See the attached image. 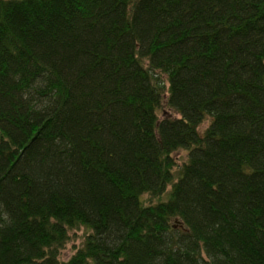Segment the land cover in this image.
<instances>
[{"label":"trees","instance_id":"16d2710c","mask_svg":"<svg viewBox=\"0 0 264 264\" xmlns=\"http://www.w3.org/2000/svg\"><path fill=\"white\" fill-rule=\"evenodd\" d=\"M0 264H264V0H0Z\"/></svg>","mask_w":264,"mask_h":264},{"label":"rangeland","instance_id":"374dc122","mask_svg":"<svg viewBox=\"0 0 264 264\" xmlns=\"http://www.w3.org/2000/svg\"><path fill=\"white\" fill-rule=\"evenodd\" d=\"M163 80L167 81L166 75L163 76ZM168 87V84H167ZM208 126V123H205L203 125V129H205ZM187 152L186 150H180L178 151L174 157L176 159V162L178 164V167H181L185 162H187ZM171 189V188H170ZM169 189V190H170ZM170 192V191H169ZM169 192L164 196L165 198L169 194ZM143 201L145 204H151L156 203L159 201V199L153 198L150 195H146L143 197ZM91 233V229L87 227H81L77 230L70 231V241L65 247V249L61 253V260L62 261H68L76 252L78 249L82 248L85 244V240L88 237V235Z\"/></svg>","mask_w":264,"mask_h":264},{"label":"bare ground","instance_id":"6f19581e","mask_svg":"<svg viewBox=\"0 0 264 264\" xmlns=\"http://www.w3.org/2000/svg\"><path fill=\"white\" fill-rule=\"evenodd\" d=\"M187 152V160H188V157L190 156V152H188V151H186ZM179 169H180V167H178L177 166V169H176V172L178 173V171H179ZM171 188V186H168L167 188H166V192H168V190ZM173 243H175L174 241H173ZM176 246V245H175ZM175 251H176V249H175Z\"/></svg>","mask_w":264,"mask_h":264}]
</instances>
